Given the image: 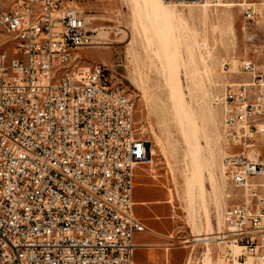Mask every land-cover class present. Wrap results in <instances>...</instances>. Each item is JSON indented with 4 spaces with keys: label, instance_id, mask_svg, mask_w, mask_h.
Segmentation results:
<instances>
[{
    "label": "built area",
    "instance_id": "obj_1",
    "mask_svg": "<svg viewBox=\"0 0 264 264\" xmlns=\"http://www.w3.org/2000/svg\"><path fill=\"white\" fill-rule=\"evenodd\" d=\"M239 1L255 23L264 0ZM92 33L68 0H0V264H134L135 235L146 230L135 177L152 150L111 70L79 64ZM239 71L249 80L212 105L231 146L247 149L264 136V63L243 60ZM223 167L244 195L222 212L214 262L264 264V161L237 152Z\"/></svg>",
    "mask_w": 264,
    "mask_h": 264
},
{
    "label": "rangeland",
    "instance_id": "obj_2",
    "mask_svg": "<svg viewBox=\"0 0 264 264\" xmlns=\"http://www.w3.org/2000/svg\"><path fill=\"white\" fill-rule=\"evenodd\" d=\"M68 2L83 12L95 41L78 50L79 64L111 70L134 101L137 132L152 150V164L136 179L135 197L152 203L187 264L201 258L215 264L222 212L244 195L227 178L224 157L243 152L264 161V136L247 149L232 147L212 97L249 80L239 71L243 60L264 63V7L249 23L239 0L170 4L173 15L159 21L142 0ZM193 171L198 188L191 203ZM135 214L145 224L142 218L151 212L142 205ZM197 234L202 240L195 241Z\"/></svg>",
    "mask_w": 264,
    "mask_h": 264
},
{
    "label": "crops",
    "instance_id": "obj_3",
    "mask_svg": "<svg viewBox=\"0 0 264 264\" xmlns=\"http://www.w3.org/2000/svg\"><path fill=\"white\" fill-rule=\"evenodd\" d=\"M143 170H145L144 166L137 169L135 184L137 177ZM135 188L133 193L135 204L134 213L136 206L145 205L146 208L150 210L151 214L142 218L145 221L143 225L146 227V230L135 235L134 244L136 250L134 264H187L184 251H182L181 248L173 246L171 241L172 235L168 233L169 231L164 222L161 221L160 217L155 213V210L150 206L152 203L136 198ZM177 255H181L182 259L177 260Z\"/></svg>",
    "mask_w": 264,
    "mask_h": 264
},
{
    "label": "bare ground",
    "instance_id": "obj_4",
    "mask_svg": "<svg viewBox=\"0 0 264 264\" xmlns=\"http://www.w3.org/2000/svg\"><path fill=\"white\" fill-rule=\"evenodd\" d=\"M207 1V0H206ZM145 6L151 12L155 13L156 17L158 16V20L162 19L164 16L165 18H169L173 15V9L171 8L170 4L163 3V0H142ZM143 4V6H144ZM150 12V13H151ZM154 16V15H153ZM160 18V19H159ZM156 19V18H155ZM157 21V20H156ZM162 22V20H161ZM153 155V154H152ZM153 157V156H152ZM208 162V161H207ZM208 165L211 167V163L208 162ZM197 177L195 171L192 173V177L188 182V195L190 197V202L192 203V198L194 196V191L197 189ZM190 203V204H191ZM196 235V234H195ZM197 238L195 241L202 240L201 234H197ZM204 239V238H203ZM205 240V239H204ZM207 240V239H206Z\"/></svg>",
    "mask_w": 264,
    "mask_h": 264
}]
</instances>
